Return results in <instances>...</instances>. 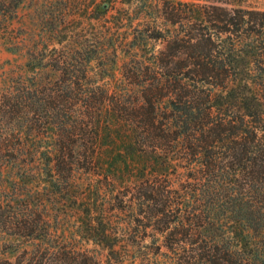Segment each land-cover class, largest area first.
Returning a JSON list of instances; mask_svg holds the SVG:
<instances>
[{
    "label": "trees",
    "instance_id": "16d2710c",
    "mask_svg": "<svg viewBox=\"0 0 264 264\" xmlns=\"http://www.w3.org/2000/svg\"><path fill=\"white\" fill-rule=\"evenodd\" d=\"M142 1L124 2L138 6ZM21 2L0 0V12L5 16L3 12ZM160 3L158 11L165 25L155 27L151 34L139 30L129 39L131 60H136L140 41L164 44L144 67L153 75L142 89L120 95L64 86L61 93H48L51 109L62 112L66 108L75 115L59 120L57 137L41 153L46 158L49 186L55 196H61L73 167L81 162L103 166L96 154V139L103 135L112 138L110 146L124 155L121 162L125 165L146 162L136 155L140 144L163 155L165 145L172 144L175 160L186 163L187 173L177 190H182L183 199L174 200L163 184L174 159L165 155L158 169H150L138 182L145 186L137 200L141 201L138 214L147 217L148 224L160 226L157 230L171 241L174 264H264V11L232 6L226 0ZM95 10L99 19L107 9L97 5ZM80 49L84 47L77 52ZM91 60L87 57L82 65ZM69 66H63V71ZM140 66L136 61L131 67L134 76ZM24 97L31 101L35 96L26 91ZM20 104L8 101L7 112ZM118 112L126 117H118ZM12 180L10 188L15 193V184L24 181V173ZM97 208L94 213L92 207L86 208L85 239L108 250L105 264L122 263L116 250L120 236L110 231L109 220L95 215ZM39 222L28 203L16 195L1 200L0 226L13 230L4 231L5 235L17 243H30L22 249L20 263L102 262L65 244L42 248L51 232L38 233ZM12 263L4 260V264Z\"/></svg>",
    "mask_w": 264,
    "mask_h": 264
},
{
    "label": "rangeland",
    "instance_id": "374dc122",
    "mask_svg": "<svg viewBox=\"0 0 264 264\" xmlns=\"http://www.w3.org/2000/svg\"><path fill=\"white\" fill-rule=\"evenodd\" d=\"M124 1L127 0H22L18 7L3 12L5 16L0 12V202L4 197L16 195L28 203L40 218L38 233L51 232L50 240H45L42 248L65 244L102 260L98 264H105L108 250L85 239L86 208L92 207L94 213L97 206L95 215L109 220L110 231L120 236L116 250L118 259L123 262L114 260L113 264H174L171 241L165 240L157 230L160 226L148 224V218L138 214L141 201L137 200L145 186L141 187L138 182L149 175L150 169H158L165 155L174 159L168 165V175L162 178L163 184L174 200L183 199L184 193L177 190L186 176V163L175 160L172 144L165 145L164 155L140 144L136 146L139 153L136 155L146 162L142 166L136 162L125 165L121 162L124 155H119L116 146H110L114 142L112 138L103 135L96 139L97 160L103 166L93 167L81 162L73 167L61 196L52 193L50 176L44 172L46 158L41 153L57 137V123L62 117L75 118L66 108L62 112L58 108L51 109L47 99L49 92L61 93V87L69 86L75 91L101 89L125 95L128 91L142 89L152 78V71L146 72L144 67L163 47V42L140 41L143 44L136 60H131L129 39L139 30L151 34L155 27L165 25L158 11L160 0H143L138 6ZM179 1L221 0H173ZM226 1L232 6L240 4L243 8L264 11V0ZM97 5L107 9L99 19L95 18ZM82 47L84 49L77 52ZM87 57L92 60L84 66L82 63ZM179 57L183 58L184 54ZM136 61L142 66L134 76L135 69H130ZM68 63L69 68L63 71L62 67H67ZM26 91L30 96L34 93V99L26 100ZM8 101L21 104L13 106L14 111L8 113ZM38 107L42 109L36 112ZM116 115L126 117L121 112ZM116 160L120 162L115 163ZM20 173H24V181L16 182L13 193L12 178ZM104 175L109 178L105 179ZM12 205L18 209L17 202ZM173 217V214L169 216ZM4 231L13 230L0 226V264H4L5 259L12 264H22L20 254L30 243L25 240L17 243Z\"/></svg>",
    "mask_w": 264,
    "mask_h": 264
}]
</instances>
